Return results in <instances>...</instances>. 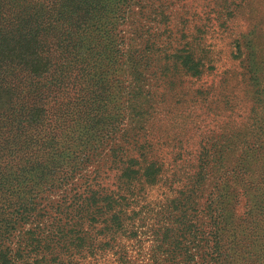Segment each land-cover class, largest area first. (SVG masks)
Instances as JSON below:
<instances>
[{
  "label": "rangeland",
  "instance_id": "1",
  "mask_svg": "<svg viewBox=\"0 0 264 264\" xmlns=\"http://www.w3.org/2000/svg\"><path fill=\"white\" fill-rule=\"evenodd\" d=\"M9 1L25 2L0 3ZM80 1L81 9L66 6L62 16H92L87 11L91 5ZM89 1L102 18L100 34L112 31L121 36L120 47L130 59L127 67L123 63L113 72L117 82L113 111L124 112L126 122L120 132L132 127L138 134L136 146L124 149L140 162L132 167L135 171L150 162L155 164L150 170H160L156 182L142 186L139 196L137 191L132 194L128 206L125 202L129 214L141 219L106 244L96 240L92 251L74 241L60 260L264 264V0ZM108 5L120 8L114 14V30L103 16H113L104 7ZM36 6L46 13L41 3ZM10 99L0 89V111ZM106 129L97 124L84 133L87 149ZM112 142L124 145L118 138L109 145ZM100 164V181L107 190L116 189L123 181L115 169L106 168L115 164L107 156L94 163ZM134 185L138 189L139 184ZM116 194V202H121L122 189ZM48 196L39 194L34 202ZM169 212L171 220L166 218ZM6 218H15L9 229ZM31 222L14 211L0 212V249L15 250L14 242L24 239L23 232L34 226ZM101 224L82 228L99 237L96 228ZM168 225L169 237L180 235L178 240L160 235ZM170 243L179 244L171 245L172 254ZM21 247L28 252L18 264H35L44 257L29 252L25 243ZM46 257L40 264H54Z\"/></svg>",
  "mask_w": 264,
  "mask_h": 264
},
{
  "label": "trees",
  "instance_id": "2",
  "mask_svg": "<svg viewBox=\"0 0 264 264\" xmlns=\"http://www.w3.org/2000/svg\"><path fill=\"white\" fill-rule=\"evenodd\" d=\"M76 1L80 3L77 6ZM11 3H0V89L11 95L6 110L0 111V212L14 211L24 222L32 219L34 226L23 232L24 239L17 238L15 250L8 246L0 249V264H18L28 252L21 243L30 247L29 252L44 255L35 264L46 256L54 264H64L60 259L74 241L92 251L96 240L106 244L116 232L141 219L129 214L125 202L128 206L132 194L147 182H156L160 169L150 170L155 166L150 162L135 171L132 167L140 162L124 149L136 146L138 134L132 127L120 132L126 122L124 112L113 111L117 85L113 72L123 63L127 67L130 59L116 32L100 34L98 8L86 0L89 9L94 8L87 10L92 16L71 18L62 16V11L66 6L81 9L82 1ZM36 3H41L46 13L37 11ZM104 7L107 13L113 12L111 17L103 16L114 30V14L120 8ZM97 124L107 129L87 149L84 133ZM116 138L124 145H109ZM106 156L115 164L106 168L115 169V176L123 181L116 189H106L100 181L102 165H94ZM120 189L121 202H116ZM39 194L49 196L46 201L34 202ZM166 218L171 220L172 213ZM14 219L6 220L5 229ZM100 221L96 228L99 237L84 232L83 225ZM170 226L163 227L160 234L167 240ZM178 238L180 235L169 240ZM171 245L179 244L170 243V254L174 251ZM172 264H183V260Z\"/></svg>",
  "mask_w": 264,
  "mask_h": 264
}]
</instances>
